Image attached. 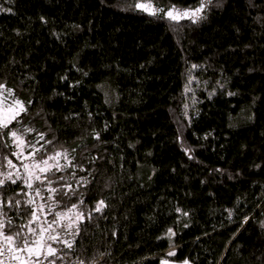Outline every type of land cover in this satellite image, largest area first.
<instances>
[{"label":"trees","instance_id":"16d2710c","mask_svg":"<svg viewBox=\"0 0 264 264\" xmlns=\"http://www.w3.org/2000/svg\"><path fill=\"white\" fill-rule=\"evenodd\" d=\"M138 2L199 5L0 0V83L27 106L10 127L35 129L24 134L32 143L45 134L37 159L67 149L74 165L49 174L58 193L40 182L0 188L12 231L39 187L36 202L53 214L73 203L85 214L71 264H264V0H212L196 23ZM16 150L0 139V171L7 157L23 174Z\"/></svg>","mask_w":264,"mask_h":264},{"label":"snow or ice","instance_id":"6c2138e0","mask_svg":"<svg viewBox=\"0 0 264 264\" xmlns=\"http://www.w3.org/2000/svg\"><path fill=\"white\" fill-rule=\"evenodd\" d=\"M211 3L212 0H199L197 7L189 6L181 9L173 4L165 9L151 2H138L134 4V8L146 12L148 15L160 16L161 19L167 18L177 23L184 19H189L193 23H196L204 18L203 13ZM6 11H10V9ZM195 67L196 65H193V68ZM25 113H27L26 104L15 97L12 89L0 83V139H3L5 135L9 137L12 145L17 149L12 152V155L16 156L17 159L23 156L25 160H28L27 163L22 161V174L17 165L11 159L5 157V167L9 170L0 171V188L4 187L6 182L17 184V181H22L27 189H33L34 182H40L41 184H47V191L49 193H58L61 190L52 187L53 181L49 178V174L54 175L55 172L63 171L68 167H74L72 159L69 158L67 149L55 150L51 154L37 159V153L45 150V145L40 144V141L45 139V134L39 133L36 142L32 143L25 140L24 134L33 132L35 129L25 128L21 132L20 129L10 127L14 121L19 123L20 116ZM4 130H7V132ZM95 135L99 139V134ZM46 143L51 144L52 141L49 140ZM37 144H40V146L37 147ZM25 148L31 149L27 156H24ZM62 159L67 163L61 164L60 161ZM12 169H16V171L13 172ZM80 170L83 171L84 169L81 168ZM59 179L62 180L64 177H60ZM62 188H67L69 192L75 194L70 184H65ZM34 192V196L25 193L29 197L26 201L30 209L28 221L26 224L18 226V229L15 231H12V220L7 218V213L3 211L5 202L0 200V264H57V260H63L75 248L76 237L80 235L81 231L80 225L86 218L85 214L79 211V205L73 203L66 210L55 211L53 214L52 205L47 203L38 204L36 202L35 197H40L41 200L45 199L41 195V189L37 187L34 189ZM69 192H62V195L68 196ZM47 200H54V196H48ZM59 203V201L55 202L56 205ZM80 204H83V200H80ZM7 206H13L12 198L8 199ZM20 206L21 201L16 199L15 207L19 208ZM106 206L105 202L100 200L96 203L94 211L102 212ZM46 210L48 214H53L51 221L47 220L46 215L44 219H41ZM177 211L180 212L181 210L177 209ZM183 215L186 216L188 214L183 213ZM231 215L232 212L229 210V218H231ZM87 219H92L91 213L88 214ZM33 225L36 226L33 227ZM261 226L264 227V222H262ZM174 236L175 232L172 229H168L166 237L171 240ZM162 238L164 237H158V239ZM100 255L103 256L105 253H101ZM167 255L175 256L176 253L172 250ZM73 264H98V261L95 258L85 261L77 257ZM161 264H169V261L163 260ZM181 264H189V261L185 259Z\"/></svg>","mask_w":264,"mask_h":264},{"label":"rangeland","instance_id":"374dc122","mask_svg":"<svg viewBox=\"0 0 264 264\" xmlns=\"http://www.w3.org/2000/svg\"><path fill=\"white\" fill-rule=\"evenodd\" d=\"M142 3H147V2H142ZM181 9H183V8H181ZM206 10V9H205ZM184 20H189V19H184ZM46 215V218H47V213L45 212V214H43L42 216H41V219H44V216ZM48 220V219H47ZM50 221V220H49ZM60 263L61 264H71V261H70V257H69V255L68 256H66L63 260H60ZM169 264H178V263H173V262H169Z\"/></svg>","mask_w":264,"mask_h":264},{"label":"built area","instance_id":"2783aa9c","mask_svg":"<svg viewBox=\"0 0 264 264\" xmlns=\"http://www.w3.org/2000/svg\"><path fill=\"white\" fill-rule=\"evenodd\" d=\"M57 264H61V263H60V260H57Z\"/></svg>","mask_w":264,"mask_h":264}]
</instances>
